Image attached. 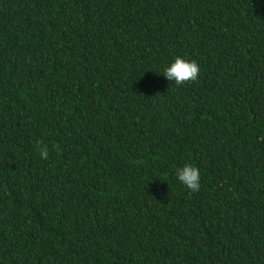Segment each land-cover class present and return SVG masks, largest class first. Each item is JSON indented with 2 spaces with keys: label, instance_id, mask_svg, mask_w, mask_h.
Segmentation results:
<instances>
[{
  "label": "trees",
  "instance_id": "trees-1",
  "mask_svg": "<svg viewBox=\"0 0 264 264\" xmlns=\"http://www.w3.org/2000/svg\"><path fill=\"white\" fill-rule=\"evenodd\" d=\"M0 264H264V0H0Z\"/></svg>",
  "mask_w": 264,
  "mask_h": 264
},
{
  "label": "clouds",
  "instance_id": "clouds-1",
  "mask_svg": "<svg viewBox=\"0 0 264 264\" xmlns=\"http://www.w3.org/2000/svg\"><path fill=\"white\" fill-rule=\"evenodd\" d=\"M200 73L199 64L196 61H187L177 57L171 66L164 69V77L168 81H175L177 86L189 82H196ZM42 141L37 142L39 155L42 159L48 158L47 146H41ZM58 147V146H57ZM178 180L185 185L192 193L200 191V171L191 164H185L182 168L177 169Z\"/></svg>",
  "mask_w": 264,
  "mask_h": 264
}]
</instances>
